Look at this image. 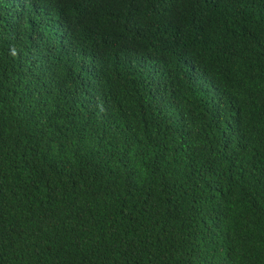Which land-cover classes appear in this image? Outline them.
Returning a JSON list of instances; mask_svg holds the SVG:
<instances>
[{"label":"trees","instance_id":"trees-1","mask_svg":"<svg viewBox=\"0 0 264 264\" xmlns=\"http://www.w3.org/2000/svg\"><path fill=\"white\" fill-rule=\"evenodd\" d=\"M0 264H264V0H0Z\"/></svg>","mask_w":264,"mask_h":264}]
</instances>
